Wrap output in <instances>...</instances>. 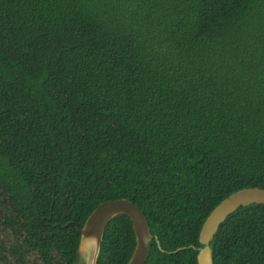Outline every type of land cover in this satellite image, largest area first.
Wrapping results in <instances>:
<instances>
[{
    "label": "trees",
    "instance_id": "1",
    "mask_svg": "<svg viewBox=\"0 0 264 264\" xmlns=\"http://www.w3.org/2000/svg\"><path fill=\"white\" fill-rule=\"evenodd\" d=\"M264 188V0H0V264H77L102 201L144 213L145 264H198L222 199ZM130 218L95 264H127ZM213 264H264V204Z\"/></svg>",
    "mask_w": 264,
    "mask_h": 264
},
{
    "label": "water",
    "instance_id": "2",
    "mask_svg": "<svg viewBox=\"0 0 264 264\" xmlns=\"http://www.w3.org/2000/svg\"><path fill=\"white\" fill-rule=\"evenodd\" d=\"M251 203L264 204V188L244 187L222 199L208 213L199 231L197 263L213 264L210 241L213 239L219 224L239 206ZM118 214L127 215L135 234L136 244L127 264H145L151 247V231L143 211L131 200L121 197L100 202L86 218L80 231L78 252L88 260L92 250L90 264H95L105 228L109 221ZM80 257L77 264H80Z\"/></svg>",
    "mask_w": 264,
    "mask_h": 264
},
{
    "label": "rangeland",
    "instance_id": "3",
    "mask_svg": "<svg viewBox=\"0 0 264 264\" xmlns=\"http://www.w3.org/2000/svg\"><path fill=\"white\" fill-rule=\"evenodd\" d=\"M79 257H80V262H81L80 264H90L91 263V258H92V250L89 251L88 260H84L81 253H79Z\"/></svg>",
    "mask_w": 264,
    "mask_h": 264
}]
</instances>
